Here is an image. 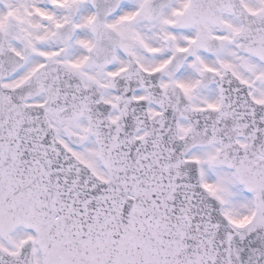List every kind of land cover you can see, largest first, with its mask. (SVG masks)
Here are the masks:
<instances>
[{
    "label": "snow or ice",
    "instance_id": "6c2138e0",
    "mask_svg": "<svg viewBox=\"0 0 264 264\" xmlns=\"http://www.w3.org/2000/svg\"><path fill=\"white\" fill-rule=\"evenodd\" d=\"M0 264H264V0H0Z\"/></svg>",
    "mask_w": 264,
    "mask_h": 264
}]
</instances>
